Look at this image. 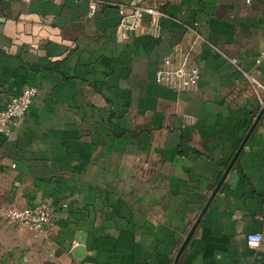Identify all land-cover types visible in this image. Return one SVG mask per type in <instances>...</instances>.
<instances>
[{
    "label": "crops",
    "instance_id": "crops-1",
    "mask_svg": "<svg viewBox=\"0 0 264 264\" xmlns=\"http://www.w3.org/2000/svg\"><path fill=\"white\" fill-rule=\"evenodd\" d=\"M143 1L165 17L121 41L113 6L0 0V110L38 90L0 136V264H173L255 122L264 95L244 74L264 86V0ZM196 34L198 85L157 84ZM34 203L54 212L48 240L4 219ZM178 264H264V114Z\"/></svg>",
    "mask_w": 264,
    "mask_h": 264
},
{
    "label": "built area",
    "instance_id": "built-area-1",
    "mask_svg": "<svg viewBox=\"0 0 264 264\" xmlns=\"http://www.w3.org/2000/svg\"><path fill=\"white\" fill-rule=\"evenodd\" d=\"M79 1V0H77ZM88 4V17L94 18L104 6H113L119 17L115 35L121 41L129 40L131 35L141 33L145 28L142 20L147 17L150 26L145 30L154 31L158 28V21L165 17L163 11L155 7L144 5L143 0H128L126 2H108L105 0H85ZM202 41L200 35L196 34L191 47L182 51L178 57L165 56L155 73V82L176 92H185L195 88L201 78L199 68L194 63L193 48ZM229 62L237 66L236 59L230 58ZM245 75L256 89H260L264 95V86L252 77ZM37 88L24 86L18 94L13 96L6 106L0 110V136L8 138L11 128L23 119L26 115L34 97L37 95ZM264 105V99H260ZM15 166L12 165V168ZM54 218V212L47 203H34L23 208H9L4 212V219L16 225L36 237L48 240L49 228ZM259 237L255 246L250 240ZM262 243V236L259 233L246 235V245L251 249H257Z\"/></svg>",
    "mask_w": 264,
    "mask_h": 264
},
{
    "label": "water",
    "instance_id": "water-1",
    "mask_svg": "<svg viewBox=\"0 0 264 264\" xmlns=\"http://www.w3.org/2000/svg\"><path fill=\"white\" fill-rule=\"evenodd\" d=\"M264 114V105L262 107V109L260 110L258 116L256 117V120L255 122L253 123V125L251 126V128L249 129L245 139L242 141L241 145L239 146L237 152L235 153L233 159L231 160V162L229 163L227 169L224 171L221 179L219 180L217 186L215 187V189L213 190L212 194L210 195L207 203L205 204V206L203 207L202 211L200 212L199 216L197 217L196 221L194 222L193 226L191 227L189 233L187 234L185 240L183 241L181 247L179 248L175 258H174V261H173V264H178V261H179V258L181 256V253L183 252L185 246L187 245L189 239L191 238L195 228L197 227L199 221L201 220L202 216L204 215L205 211L207 210L209 204L211 203L212 199L214 198V196L216 195V193L219 191V188L223 182V180L225 179V177L227 176L228 172L230 171L231 167L233 166V163L235 162L237 156L239 155L240 151L243 149V147L245 146V143L248 139V137L250 136V134L252 133L256 123L259 121V119L262 117V115Z\"/></svg>",
    "mask_w": 264,
    "mask_h": 264
},
{
    "label": "clouds",
    "instance_id": "clouds-1",
    "mask_svg": "<svg viewBox=\"0 0 264 264\" xmlns=\"http://www.w3.org/2000/svg\"><path fill=\"white\" fill-rule=\"evenodd\" d=\"M258 240H259V237H254V238H252V239L250 240V243L252 244V246H255L256 243L258 242Z\"/></svg>",
    "mask_w": 264,
    "mask_h": 264
}]
</instances>
